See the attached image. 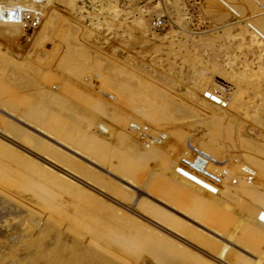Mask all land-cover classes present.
Segmentation results:
<instances>
[{"label": "rangeland", "instance_id": "1", "mask_svg": "<svg viewBox=\"0 0 264 264\" xmlns=\"http://www.w3.org/2000/svg\"><path fill=\"white\" fill-rule=\"evenodd\" d=\"M18 1L40 18L0 23V264H264V0Z\"/></svg>", "mask_w": 264, "mask_h": 264}, {"label": "built area", "instance_id": "2", "mask_svg": "<svg viewBox=\"0 0 264 264\" xmlns=\"http://www.w3.org/2000/svg\"><path fill=\"white\" fill-rule=\"evenodd\" d=\"M1 1V0H0ZM26 3V2H24ZM29 4V3H27ZM34 4V3H33ZM37 4L33 7L26 6L21 3L12 4L7 2H0V21L1 22H17L22 26L29 28H34L38 25L40 15L37 12ZM205 97L211 102L219 104L222 102V96L216 90H207L205 92ZM196 147H188V149L181 155L180 163L182 167L193 170H200L198 174L202 179H212L216 173L209 171L205 167L206 157H203ZM205 159L204 162H202Z\"/></svg>", "mask_w": 264, "mask_h": 264}, {"label": "bare ground", "instance_id": "3", "mask_svg": "<svg viewBox=\"0 0 264 264\" xmlns=\"http://www.w3.org/2000/svg\"><path fill=\"white\" fill-rule=\"evenodd\" d=\"M1 1L7 2V3H12V4L21 3L18 0H1ZM0 23H4V22H1L0 21ZM132 126L134 127V129L142 131L140 127H138L136 125H132ZM141 133H143V132H141ZM143 134H145L143 138H145L146 143L147 144H152V145H158V144H160L163 141L164 137H165L162 134L161 135L160 134H158V135L146 134V133H143ZM199 151H200L199 153L201 155H203V157H206V161H205V159L202 161V162L205 161V167L209 171H211L213 173H216L215 174V176H216L217 175V171H218V165L220 164L219 163V159L216 157V154H213V153L207 152V151H201V150H199Z\"/></svg>", "mask_w": 264, "mask_h": 264}]
</instances>
